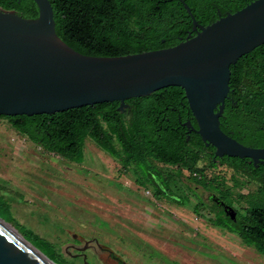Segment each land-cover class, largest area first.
Listing matches in <instances>:
<instances>
[{
    "label": "trees",
    "instance_id": "1",
    "mask_svg": "<svg viewBox=\"0 0 264 264\" xmlns=\"http://www.w3.org/2000/svg\"><path fill=\"white\" fill-rule=\"evenodd\" d=\"M50 1L56 31L70 46L85 54L116 56L179 43L194 32V21L185 2L198 19L197 6L203 1L214 0ZM216 1L224 4L230 0ZM251 1L235 2L232 11ZM0 6L16 10L25 17L39 16L35 0H0ZM126 103L124 111L120 109L121 102L116 100L55 113L0 117L7 118L14 128L37 145L76 162L84 160L85 141L91 137L110 155L121 160L124 167L137 166L142 170L146 167V180L154 185L158 195L167 194L172 175L175 173L182 178L184 170L189 171L187 179L190 182L204 187L216 181L208 178L200 165L203 157L212 166L217 164L215 146H208L196 129L184 124L191 120L198 128L183 87L171 85L149 95L132 97ZM220 119L222 129L242 143L264 147V43L231 65L230 91ZM151 158L175 165L177 172L165 177L163 171L149 165ZM249 160L248 157L224 155L220 163L246 172L261 185L259 191L263 193L264 163L255 165ZM227 189L220 192L224 200L223 194L227 198L229 195ZM168 196L175 198L172 194ZM6 204L0 199V211L9 212L10 206ZM201 206H204L203 201L195 206L197 212ZM220 212L225 215L223 209ZM9 216L18 231L49 258L58 264H79L75 259H68L55 243L21 224L12 214ZM225 216L233 223V230L264 253V205L252 204L244 214L239 212L237 220ZM0 217L4 219L1 214ZM218 224H221L219 220Z\"/></svg>",
    "mask_w": 264,
    "mask_h": 264
},
{
    "label": "rangeland",
    "instance_id": "2",
    "mask_svg": "<svg viewBox=\"0 0 264 264\" xmlns=\"http://www.w3.org/2000/svg\"><path fill=\"white\" fill-rule=\"evenodd\" d=\"M84 153L82 162L69 160L0 117V199L10 206L0 214L6 222L17 229L12 214L79 264L87 263L78 250L87 252L90 264H119L117 255L126 264H264V253L232 229L225 209L218 218L205 205L195 209L210 192L227 188L225 201L241 214L264 205L261 185L249 176L203 157L205 174L216 179L204 187L187 179L189 171L178 178L175 165L151 158L149 165L165 177L174 173L167 193L176 201L156 193L146 167H124L91 137ZM74 238L82 241L78 250L70 247ZM89 239L92 249H79Z\"/></svg>",
    "mask_w": 264,
    "mask_h": 264
},
{
    "label": "water",
    "instance_id": "3",
    "mask_svg": "<svg viewBox=\"0 0 264 264\" xmlns=\"http://www.w3.org/2000/svg\"><path fill=\"white\" fill-rule=\"evenodd\" d=\"M35 1L36 18L0 6V115L55 113L116 100L124 111L127 99L178 85L185 89L198 128L191 120L184 124L215 146L216 157L264 163V147L242 143L222 129L220 119L230 91L231 65L264 43V0H254L208 25H200L185 2L194 27H200L195 35L173 46L116 56L74 49L56 31L51 1ZM223 203L226 214L236 220L237 210ZM0 221L9 224L1 217ZM83 257L90 264L87 255ZM0 264L51 263L0 223Z\"/></svg>",
    "mask_w": 264,
    "mask_h": 264
},
{
    "label": "flooded vegetation",
    "instance_id": "4",
    "mask_svg": "<svg viewBox=\"0 0 264 264\" xmlns=\"http://www.w3.org/2000/svg\"><path fill=\"white\" fill-rule=\"evenodd\" d=\"M252 1H254V0H252ZM235 2H236V4H238L239 3V0H230L227 3H224V4H219L216 0L211 1V2L203 1L196 8V10H198V16L199 17L197 19L196 16L194 15L195 16V19L198 21V23L200 25H206V24H209V22L212 23V22L218 20L219 18H221L222 16L227 15L228 13L235 12V11H232L233 8H234V6H235L234 5ZM216 15L218 16L217 18L211 19L212 17H216ZM199 29H200V27L195 28L193 26V31L194 32L192 33V35H195ZM223 157L224 156H217V157L215 156L214 157V160L216 162H221V159ZM249 162H253V160L250 158ZM238 171L241 172V173H243L244 175H247L248 176V174L246 172H244L242 170H238ZM167 191L168 190H166V192ZM197 193L199 194V192H197ZM164 195L167 196V197H169L168 195H170V193H167V194H164ZM207 198H208L207 199L208 201H204L202 198L201 199L203 200L204 205L206 206V209L210 210V213H214L215 214V217H216L217 213L220 212V210L223 209V211H224V203L223 202H225V203H227V202L224 199H222L220 195H216L213 192H210L207 195ZM208 202L210 204H208ZM227 204H229V203H227ZM232 206H234V205H232ZM234 208L237 210V218H238L239 209L236 208V207H234ZM74 239H75V241L73 243H71L70 247L73 248V249L78 250V247H79V245L81 244L82 241L80 239H77V238H74ZM89 241H90V239L87 240L86 243H85L86 246H88V249L87 250L92 249L91 246H89ZM79 251L80 250H78V252L76 254H79V255L86 254L87 255V252H81V251L79 252ZM116 259L119 261V264H126L124 262L123 258L120 257L119 255H117Z\"/></svg>",
    "mask_w": 264,
    "mask_h": 264
},
{
    "label": "bare ground",
    "instance_id": "5",
    "mask_svg": "<svg viewBox=\"0 0 264 264\" xmlns=\"http://www.w3.org/2000/svg\"><path fill=\"white\" fill-rule=\"evenodd\" d=\"M1 224H3L12 234H14L20 241H22L24 244H26V246L28 248H30L31 250H33L34 252H36L38 255H40L41 257H43L44 259H46L47 261H49L51 264H54L52 261H50L45 255H43L39 250H37L36 248H34L31 244H29L28 242L24 241L22 239V237L8 224L1 222Z\"/></svg>",
    "mask_w": 264,
    "mask_h": 264
}]
</instances>
